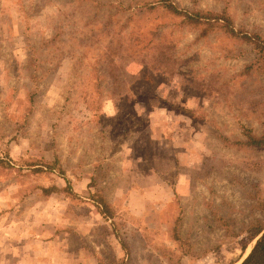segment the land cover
<instances>
[{"label": "rangeland", "instance_id": "rangeland-1", "mask_svg": "<svg viewBox=\"0 0 264 264\" xmlns=\"http://www.w3.org/2000/svg\"><path fill=\"white\" fill-rule=\"evenodd\" d=\"M258 40L264 0H0V264H241Z\"/></svg>", "mask_w": 264, "mask_h": 264}, {"label": "trees", "instance_id": "trees-1", "mask_svg": "<svg viewBox=\"0 0 264 264\" xmlns=\"http://www.w3.org/2000/svg\"><path fill=\"white\" fill-rule=\"evenodd\" d=\"M168 9L173 12L174 14H180L178 10L173 8V6H168ZM199 15H202L201 17ZM196 18L206 19L207 21H223L226 23V29L229 34L235 35L234 29L229 19L224 17H219L213 14H199ZM255 50L257 52V63H261L264 65V42L261 40L255 41ZM248 142L247 145L257 147V148H264V136L256 137L252 134L248 135ZM100 205L105 209L108 210V206L104 200H99ZM254 240H256L255 245L253 246L251 252L248 256L244 259L241 264H264V226L258 228L256 232L253 234Z\"/></svg>", "mask_w": 264, "mask_h": 264}]
</instances>
